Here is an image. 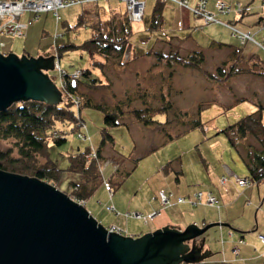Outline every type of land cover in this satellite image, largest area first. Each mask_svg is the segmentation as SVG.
<instances>
[{"label": "rangeland", "instance_id": "rangeland-1", "mask_svg": "<svg viewBox=\"0 0 264 264\" xmlns=\"http://www.w3.org/2000/svg\"><path fill=\"white\" fill-rule=\"evenodd\" d=\"M158 1L144 0L143 19L133 22L123 57L105 59L91 55L81 47L92 37L89 24L76 25L80 13L93 14V22L100 25L95 10L99 11L104 24H110L118 17L114 15L118 11L124 14V18L125 6L119 0L97 4L85 1L60 8L58 18L50 12L41 13L27 27L24 36L1 37L0 53L6 55L13 53L18 57L34 58L58 55L69 79L79 77L82 70H91L90 78H76L81 84L72 95L64 89L67 78L55 69L47 71L62 94L61 103L68 102L74 112L75 118L70 125L76 121L78 124L73 130L69 124L59 126L49 135L47 142L51 144L50 141L58 139L60 134L66 141L59 146H49L24 162L31 169L37 166L48 168L53 166L52 159H55L57 165L65 168L60 177L58 171H52L57 176L55 187L67 194L75 188L72 182L82 180L79 174L67 170L69 154L76 156L88 148H97L101 131L105 129L112 136L113 143H107L103 148L102 156L106 161L100 169L103 173L102 179L99 178L100 186L84 204L99 223L107 229L114 227L127 236H139L167 225L182 230L190 224L203 227L209 223H227L236 230L219 225L202 235L201 253L206 250L212 255L199 262L180 264H264V244L257 236L264 234V180L244 187L234 182V176L248 177V169L228 137L218 133L258 109L257 103L264 107V78L242 73L223 81L208 79L206 74L215 75L217 68L228 71L231 64L236 63L233 48L229 45L238 46V43L230 29L220 23L203 25L187 10H180L175 4L163 0L161 25L159 29H152L151 15ZM217 1H224L233 8L240 4L247 10L217 14V21L256 33L257 42L264 39V31L261 32L257 24L264 13V0H206L207 9L215 12ZM29 18L31 13L28 12L20 21L27 22ZM214 41L227 46H213ZM71 44L76 48H63ZM259 51L262 52L258 44L246 45L238 68L263 70L251 58ZM194 52L204 56L202 67L206 74L160 57L175 53L186 57ZM261 55L264 57L263 53ZM91 78L96 81L85 86ZM85 103L105 105L109 113L117 114L119 126L108 127L104 123V110L93 105L85 106ZM150 118L161 124L145 125ZM195 120L202 127L166 140L167 136L185 131ZM15 142L14 138L0 139V151L11 157L18 156ZM120 172H128V175L120 174L123 181L110 194L104 182L111 176L118 178ZM223 177L228 178L225 184L221 182ZM114 181H110L113 186ZM161 190L170 194L166 205H162L158 198ZM199 191L204 196L210 193L216 204L192 205L189 199ZM179 197L185 201L178 202ZM109 207L113 209L109 210ZM154 213V217H149ZM202 237L195 242L198 247ZM234 247L239 249L238 256L233 253Z\"/></svg>", "mask_w": 264, "mask_h": 264}, {"label": "water", "instance_id": "water-1", "mask_svg": "<svg viewBox=\"0 0 264 264\" xmlns=\"http://www.w3.org/2000/svg\"><path fill=\"white\" fill-rule=\"evenodd\" d=\"M54 60L55 56L0 53V111L28 100L61 103L62 94L47 74L54 69ZM219 225L229 226L220 222L203 227L190 224L181 230L167 225L127 236L105 228L54 185L0 170V264L199 262L212 255L206 250L201 253L202 235ZM199 237L202 243L198 247L195 242Z\"/></svg>", "mask_w": 264, "mask_h": 264}, {"label": "trees", "instance_id": "trees-1", "mask_svg": "<svg viewBox=\"0 0 264 264\" xmlns=\"http://www.w3.org/2000/svg\"><path fill=\"white\" fill-rule=\"evenodd\" d=\"M190 3L193 4L194 1L191 0ZM161 4L162 1L159 0L153 8L150 23L152 29H159L161 25ZM187 11L191 13L189 10ZM191 14L195 17L193 13ZM95 15H97L95 17H100L97 19L100 22V25L96 22H93V14L86 15L85 13H80L78 15V23L76 25L88 23L92 33V37L84 41L81 44V47L85 48L91 55H99L105 59L109 57H123V50L127 44L128 36L132 34L133 23L127 19L126 15L123 18L122 15L124 14H122L120 11L114 14L118 15V17L113 19L110 24H104L102 22L99 11L95 10ZM81 18H85V20L82 21ZM257 24L260 25V31H264V18L262 14L259 17ZM253 34L254 36L256 35V33ZM259 42L263 44L264 39ZM249 43L256 44L253 41H248L243 45L239 43L238 46L229 45L233 48L232 51L235 54L234 56L236 63L231 64L228 71H224L223 68H217L215 75L206 74L203 70L202 66L204 65L205 60L204 56L200 54V52H194L186 57H180L179 55H176V53L173 55H160V57L165 58V60L175 61L181 63L184 66L196 69L200 73H205L206 77L210 80L223 81L229 76L239 75L242 73H252L264 78V69L253 71L251 69L241 70V68H238L240 56L246 45ZM212 45L220 47L227 46L226 44H222L217 41L212 42ZM65 47L69 49L76 48V46L72 44L64 46L63 48ZM258 47L262 52L259 51L254 53L251 58L256 61L255 64H260L262 68H264V57L261 55V53L264 54V49L260 46ZM82 71L83 74L80 76L90 78L91 70L85 69ZM67 81L68 82H64V89L69 95H72L75 92L77 85L81 84V82L79 79L72 80L71 78L69 79V77H67ZM94 81H96V78H91L90 82L85 86H91V83ZM96 84L98 86H108L102 83ZM67 103L68 102H62L57 105H50L39 101L28 100L13 103L7 109L0 111V139L14 138L16 140L15 145L18 149V156L16 157L8 156L6 152L0 151V170L29 177H35L55 186L57 176L54 175L52 171H58L57 175L60 177V172L63 171L62 169H65L61 168L59 164L57 165L55 159H52L53 166L48 168L37 166L31 169L29 168L30 166L24 161L28 160L30 156L42 152L49 146H59L66 141L62 134H60L58 139L55 138L52 140V142L50 141L51 144L47 142V139L55 129H58L59 126L66 124L70 125V122L75 118L74 112L68 107ZM84 105L89 106L93 104L85 103ZM257 105L259 108L254 112L241 117L235 123L218 132L224 133L228 137L232 146L236 148L237 151H239L240 156L248 169V177L253 183H259L264 180V107H262L259 103H257ZM93 106L104 110V123L108 125V127L119 126V122L115 117L117 116L116 113H109L107 111L108 109L103 104L101 106L94 104ZM200 113L201 110H199V116ZM157 114H161V112H158ZM137 116L140 117L139 115ZM198 120H200V118ZM198 120L191 122L190 126L182 133L176 134L175 136H167L166 140H171L174 137H178L179 135L191 129L202 127V124ZM147 121L148 120H144V122ZM153 123L161 124V122L157 121L156 119L153 120L150 118L149 123H146L145 125H151ZM77 124L78 123L76 121L74 125H70V129L73 130L76 128ZM101 134L102 138L97 148H88L83 152L77 153L76 156L72 154H69L68 156L70 159L67 163V170L79 174L80 179L82 180L80 182H72V184L75 185V188L66 193L71 199L77 201L78 203H85V201L91 195H93L100 186V179H102L103 174L100 169L102 163L104 164L106 161L102 156L103 148L107 143H113L112 136L105 129L101 131ZM136 161L137 159H135V162ZM120 174L122 176L123 174L128 175V172H120L118 178L113 179V176H111L110 179L107 180L111 188V193L108 191L110 194H112L113 189L118 188L121 185L123 181L121 179L123 177L121 178ZM113 180H115L113 183L114 186L110 184V181L112 182ZM238 255L239 253L236 256Z\"/></svg>", "mask_w": 264, "mask_h": 264}, {"label": "built area", "instance_id": "built-area-1", "mask_svg": "<svg viewBox=\"0 0 264 264\" xmlns=\"http://www.w3.org/2000/svg\"><path fill=\"white\" fill-rule=\"evenodd\" d=\"M85 1L91 2L92 4H97L99 1H107V0H0V40L3 36H24L25 30L28 26L31 25L32 21L36 19L41 13H52L55 18H58L57 11L60 8L68 7L71 5L82 4ZM125 6L126 16L130 22H139L141 21L144 13L145 2L144 0H119ZM169 1L175 4L179 9H187L191 13L195 15V17L199 18L202 21L203 25H209L211 23H220L227 26L232 36L238 41L239 44L243 45L248 41H253L258 44L261 48L264 49V43L256 42L255 36L253 33L249 31H242L234 26H231L228 23H224L222 21H217V14H229L232 10L237 13H243L245 8H243L240 4L237 7H232L226 4L224 1H217L215 3V12H211L206 7V0H193L194 3L191 4V0H164ZM31 13V19L27 22L20 21V18L25 13ZM264 18V13H262ZM2 42L0 41V48L2 47ZM3 54V53H2ZM6 55V54H4ZM54 69L57 72H60V75L64 78L68 77V72H65L61 67L60 58L58 55H55L54 60ZM79 75V74H78ZM72 77V76H70ZM78 77L77 75L75 76ZM73 78L72 79H76ZM79 78V77H78ZM234 182L239 186H248L252 181L249 177H239L234 176ZM228 178L223 177L221 179L222 184L227 182ZM105 188L107 191L111 193L110 185L107 181L104 182ZM170 194L166 190H161L158 192V198L162 205H166L169 203ZM178 202H184L185 198L179 197L177 199ZM189 202L192 205L198 204H208L213 205L216 204V199L208 193L204 196L202 192H196L193 194L192 199H189ZM79 204L84 206V202H80ZM112 210V207L108 208ZM154 214L149 215V217H154ZM136 217H140L139 214H135ZM110 231H116L122 233L120 230L112 227L109 228ZM260 241L264 244V234L257 235ZM242 240L239 241L241 243ZM238 247H234L233 253L238 254Z\"/></svg>", "mask_w": 264, "mask_h": 264}]
</instances>
